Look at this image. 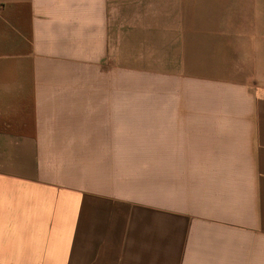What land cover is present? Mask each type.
Instances as JSON below:
<instances>
[{
  "label": "crops",
  "instance_id": "1",
  "mask_svg": "<svg viewBox=\"0 0 264 264\" xmlns=\"http://www.w3.org/2000/svg\"><path fill=\"white\" fill-rule=\"evenodd\" d=\"M0 264H264V0H0Z\"/></svg>",
  "mask_w": 264,
  "mask_h": 264
},
{
  "label": "rangeland",
  "instance_id": "2",
  "mask_svg": "<svg viewBox=\"0 0 264 264\" xmlns=\"http://www.w3.org/2000/svg\"><path fill=\"white\" fill-rule=\"evenodd\" d=\"M127 78V77H126ZM164 87V83L162 84ZM160 83H154L149 80H128L125 81L124 91V123L123 125H199L196 115L186 111L182 114L181 106L177 105V94H181L184 90L182 85L174 83L173 97L170 95L169 100L174 102L172 107V123H167V115L164 106L163 87ZM170 106V105H169ZM170 112L171 108L169 107ZM208 121V116L205 117ZM205 125L209 123L205 122Z\"/></svg>",
  "mask_w": 264,
  "mask_h": 264
}]
</instances>
